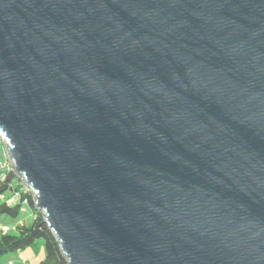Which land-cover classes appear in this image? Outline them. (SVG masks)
<instances>
[{"label": "water", "instance_id": "95a60500", "mask_svg": "<svg viewBox=\"0 0 264 264\" xmlns=\"http://www.w3.org/2000/svg\"><path fill=\"white\" fill-rule=\"evenodd\" d=\"M0 139L67 264H264V0H0Z\"/></svg>", "mask_w": 264, "mask_h": 264}, {"label": "trees", "instance_id": "16d2710c", "mask_svg": "<svg viewBox=\"0 0 264 264\" xmlns=\"http://www.w3.org/2000/svg\"><path fill=\"white\" fill-rule=\"evenodd\" d=\"M2 158L3 154L0 153V161ZM3 166L4 168L0 169V217L15 219L25 205L30 210L32 217L28 222L10 226L9 230L5 232L0 231V257L6 253L19 252L27 247H34L38 242H41L45 254L37 264H67L53 233L44 221L43 215L34 207L32 193L23 186L21 179L6 165V161L3 162ZM7 191L17 193L18 200L9 203L7 199H3L2 195Z\"/></svg>", "mask_w": 264, "mask_h": 264}, {"label": "rangeland", "instance_id": "374dc122", "mask_svg": "<svg viewBox=\"0 0 264 264\" xmlns=\"http://www.w3.org/2000/svg\"><path fill=\"white\" fill-rule=\"evenodd\" d=\"M2 145L0 153L3 154V158L0 161V169L4 168L3 162L6 161V165L10 167L7 152L5 150V143L1 140ZM12 192H5L2 195L3 199H9L12 196ZM32 217V214L28 207L25 205L24 209L20 212L15 219L2 218L0 220V231L2 227H10L16 224L28 222ZM4 229V228H2ZM9 230V229H8ZM44 246L43 243L38 242L34 247H27L19 252H10L0 257V264H37L44 258Z\"/></svg>", "mask_w": 264, "mask_h": 264}, {"label": "built area", "instance_id": "2783aa9c", "mask_svg": "<svg viewBox=\"0 0 264 264\" xmlns=\"http://www.w3.org/2000/svg\"><path fill=\"white\" fill-rule=\"evenodd\" d=\"M18 197H19V196H18L17 193H13L12 196H11L9 199H7V200H8L9 203H13V202H15L16 200H18ZM24 202H25V201H24ZM2 228H4V229H2ZM2 228H1V231H2V232H5V231H7V230L9 229L8 227H5V226L2 227Z\"/></svg>", "mask_w": 264, "mask_h": 264}, {"label": "crops", "instance_id": "0c3cea01", "mask_svg": "<svg viewBox=\"0 0 264 264\" xmlns=\"http://www.w3.org/2000/svg\"><path fill=\"white\" fill-rule=\"evenodd\" d=\"M2 218H4V217H0V220H1Z\"/></svg>", "mask_w": 264, "mask_h": 264}]
</instances>
